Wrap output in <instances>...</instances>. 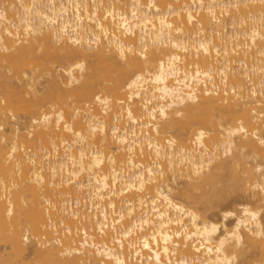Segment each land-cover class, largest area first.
<instances>
[{"label":"bare ground","instance_id":"6f19581e","mask_svg":"<svg viewBox=\"0 0 264 264\" xmlns=\"http://www.w3.org/2000/svg\"><path fill=\"white\" fill-rule=\"evenodd\" d=\"M261 211L264 0H0V264H264Z\"/></svg>","mask_w":264,"mask_h":264},{"label":"rangeland","instance_id":"374dc122","mask_svg":"<svg viewBox=\"0 0 264 264\" xmlns=\"http://www.w3.org/2000/svg\"><path fill=\"white\" fill-rule=\"evenodd\" d=\"M41 82L42 78L40 79ZM40 87H42V85H40ZM171 186H172V193L174 196L176 197H182L180 194L181 189L184 187V183L182 181H172L171 182ZM248 193L247 192H238L233 194L232 196L229 197V199L227 201H225L221 207L220 206H216L214 207L212 210L207 211L206 212V217L208 219H214L216 222L219 223V231L223 229L222 227V223H221V211L222 210H231L233 211L235 208L238 207L239 203H242L243 200H247L248 198ZM260 217L261 219H264L262 217H264V211L260 212ZM225 223L226 226H231L234 223V218L233 217H229L226 220L223 221ZM222 227V228H221Z\"/></svg>","mask_w":264,"mask_h":264},{"label":"snow or ice","instance_id":"6c2138e0","mask_svg":"<svg viewBox=\"0 0 264 264\" xmlns=\"http://www.w3.org/2000/svg\"><path fill=\"white\" fill-rule=\"evenodd\" d=\"M145 247H147V245H145Z\"/></svg>","mask_w":264,"mask_h":264}]
</instances>
